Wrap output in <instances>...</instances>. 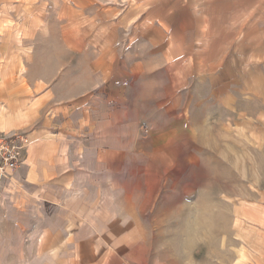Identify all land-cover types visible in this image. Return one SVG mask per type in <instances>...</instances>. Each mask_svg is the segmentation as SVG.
I'll return each instance as SVG.
<instances>
[{
	"label": "crops",
	"instance_id": "obj_1",
	"mask_svg": "<svg viewBox=\"0 0 264 264\" xmlns=\"http://www.w3.org/2000/svg\"><path fill=\"white\" fill-rule=\"evenodd\" d=\"M226 6L0 0V136L27 141L0 178V264L30 262L15 230L42 236L36 264H137L142 232L189 223L206 166L256 140L252 74L212 77ZM248 242L235 264H264V238Z\"/></svg>",
	"mask_w": 264,
	"mask_h": 264
},
{
	"label": "rangeland",
	"instance_id": "obj_2",
	"mask_svg": "<svg viewBox=\"0 0 264 264\" xmlns=\"http://www.w3.org/2000/svg\"><path fill=\"white\" fill-rule=\"evenodd\" d=\"M227 1L229 6L225 11L230 16H222L215 25L229 29L230 35L225 34L219 40L217 51L222 53L220 57L216 55L219 58L212 77L235 79L242 73L243 79L248 75L249 80L252 74L253 107L257 115L253 120L255 144L253 148L238 146L236 159H222L221 163L215 161L206 166L205 181L200 184L199 193H194L189 200V223L182 221L179 213L175 214L179 222L175 220L172 230L142 232L151 244L141 247V260L137 250L133 251L134 261H140L137 264H235L237 257L247 254L246 244H252L248 241L264 238V225L246 220L248 212H264V0ZM46 29L57 27L47 24ZM246 57H251L248 66H252V71H246ZM237 62L242 63L241 71L234 69ZM258 216L261 217H252ZM3 222L1 213L0 223ZM2 233L10 235L11 232ZM12 233L13 254H31L29 263L14 264H36L40 233L25 230Z\"/></svg>",
	"mask_w": 264,
	"mask_h": 264
},
{
	"label": "built area",
	"instance_id": "obj_3",
	"mask_svg": "<svg viewBox=\"0 0 264 264\" xmlns=\"http://www.w3.org/2000/svg\"><path fill=\"white\" fill-rule=\"evenodd\" d=\"M26 144L24 135L19 133L0 136V178L17 169Z\"/></svg>",
	"mask_w": 264,
	"mask_h": 264
}]
</instances>
